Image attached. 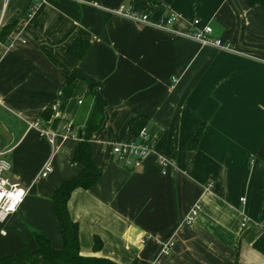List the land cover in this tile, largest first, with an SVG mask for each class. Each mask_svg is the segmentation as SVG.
Here are the masks:
<instances>
[{"label":"crops","instance_id":"0c3cea01","mask_svg":"<svg viewBox=\"0 0 264 264\" xmlns=\"http://www.w3.org/2000/svg\"><path fill=\"white\" fill-rule=\"evenodd\" d=\"M120 7L148 12L152 23L174 16L172 33L115 15ZM194 20L229 50L181 36ZM10 25L9 43L0 42V150L26 195L0 221V258L36 250L34 232L55 250L63 246L51 198L81 171L71 126L86 118L87 86L64 84L79 69L100 83L107 103L91 139L101 177L68 202L80 254L116 264H264L252 247L264 231L263 8L246 0H0V30ZM76 39L90 43L80 60L67 54ZM35 123L54 134V145L30 128ZM131 141L150 150L135 170L111 153ZM47 163L51 171L40 178Z\"/></svg>","mask_w":264,"mask_h":264},{"label":"trees","instance_id":"16d2710c","mask_svg":"<svg viewBox=\"0 0 264 264\" xmlns=\"http://www.w3.org/2000/svg\"><path fill=\"white\" fill-rule=\"evenodd\" d=\"M251 7L259 6L264 9V0H246ZM34 7L31 4L28 8V16L32 15ZM148 14V12H147ZM14 25L6 26L0 30V42L9 43V36ZM90 43L80 39L74 40L67 48V54L76 60L82 59L88 51ZM82 81L86 84L87 90L84 98L88 105L85 107V120L71 128H77V137L79 143L73 153V162L81 166V171L72 179L63 181L54 192L51 201L53 212L60 226V235L63 246L59 250L51 247L50 242L38 233H33L37 249L30 251L24 249L22 252L0 258V264H116L115 262L96 256H82L79 247L78 224L71 220L68 211V202L71 194L77 190H89L93 188L101 177V170L94 164L92 159L91 139L103 127L105 121V112L107 103L101 95L100 83L92 80L88 75L79 69H74L68 76L64 77V84L71 85L74 82ZM84 103V102H83ZM53 116L52 103L42 112L40 121L47 122ZM202 127L198 130L190 148H193L199 136ZM253 249L264 255V231L254 241ZM102 248V242L99 237L93 239V252H99Z\"/></svg>","mask_w":264,"mask_h":264},{"label":"built area","instance_id":"2783aa9c","mask_svg":"<svg viewBox=\"0 0 264 264\" xmlns=\"http://www.w3.org/2000/svg\"><path fill=\"white\" fill-rule=\"evenodd\" d=\"M115 15H119L121 17L127 18L137 24L140 25H148L155 29L172 33L170 26L173 24L175 17L169 16L167 18L158 20L155 23H152L149 19V15L147 13L135 14L126 11L123 7L118 8L113 12ZM192 29L179 33L181 36L185 38L192 39L206 46H213L222 50H229V47L224 45L220 40H215L212 38V28L208 25L202 26L199 20H194L191 23ZM30 128H35L40 130V125L35 123L30 125ZM41 131V135L47 139V141L54 145V134ZM67 136L70 134V127L66 129ZM65 136V137H67ZM139 137H143V133L139 135ZM113 161L124 168L127 169H139L144 161V159L150 153L148 148L142 147L137 141H131L129 143L121 142L113 145L111 149ZM159 167L163 170L162 174L165 175V169L168 166V163L164 159H160ZM11 171V163L6 157V153L0 150V221L4 220L5 217L15 212V210L21 205L23 202L26 191H24L17 183L8 178L6 174ZM50 165L47 163L41 174L40 178H46L50 173ZM244 202V199L241 200ZM200 210L199 205H195L189 215L185 219V224H191L195 216ZM246 224L245 217L242 218L241 226L244 227ZM171 243L166 242L162 247V254L168 255L170 252Z\"/></svg>","mask_w":264,"mask_h":264},{"label":"rangeland","instance_id":"374dc122","mask_svg":"<svg viewBox=\"0 0 264 264\" xmlns=\"http://www.w3.org/2000/svg\"><path fill=\"white\" fill-rule=\"evenodd\" d=\"M83 101H84V106H83V108H85V107H87V105H88V104H87V103H88V102H87L88 100L85 99V98L83 97ZM7 158H8V156H7ZM6 176H7L8 178H11V177H10V173L6 174Z\"/></svg>","mask_w":264,"mask_h":264},{"label":"water","instance_id":"95a60500","mask_svg":"<svg viewBox=\"0 0 264 264\" xmlns=\"http://www.w3.org/2000/svg\"><path fill=\"white\" fill-rule=\"evenodd\" d=\"M0 148H1V142H0Z\"/></svg>","mask_w":264,"mask_h":264}]
</instances>
